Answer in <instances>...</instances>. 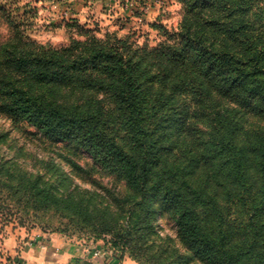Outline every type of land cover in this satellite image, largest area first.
I'll list each match as a JSON object with an SVG mask.
<instances>
[{
	"label": "trees",
	"instance_id": "1",
	"mask_svg": "<svg viewBox=\"0 0 264 264\" xmlns=\"http://www.w3.org/2000/svg\"><path fill=\"white\" fill-rule=\"evenodd\" d=\"M179 1V30L160 26L154 47L77 26L82 38L54 48L8 20L0 115L76 144L124 182L125 197L109 201L119 212L101 211L92 226L122 254L264 264V0ZM68 199L51 201L83 206ZM157 217L174 238L158 235Z\"/></svg>",
	"mask_w": 264,
	"mask_h": 264
},
{
	"label": "rangeland",
	"instance_id": "2",
	"mask_svg": "<svg viewBox=\"0 0 264 264\" xmlns=\"http://www.w3.org/2000/svg\"><path fill=\"white\" fill-rule=\"evenodd\" d=\"M0 6L7 13L0 17V43L11 35L6 22L13 19L27 41L54 48L82 38L77 26L98 38L128 36L140 46L154 47L165 39L158 28L178 31L187 11L179 0H0ZM0 165V230L16 231L21 241L33 243L40 239L32 233L52 234L91 247L94 257L145 264L131 258L128 249L122 254L112 235L96 237L92 226L97 216L105 209L118 213L111 196L124 198L127 192L122 180L96 166L82 148L50 141L25 121L0 115ZM45 195L50 201H44ZM73 198L83 200L78 210L51 201ZM156 220L160 237H175L170 225ZM17 261L6 258L0 264Z\"/></svg>",
	"mask_w": 264,
	"mask_h": 264
},
{
	"label": "crops",
	"instance_id": "3",
	"mask_svg": "<svg viewBox=\"0 0 264 264\" xmlns=\"http://www.w3.org/2000/svg\"><path fill=\"white\" fill-rule=\"evenodd\" d=\"M16 231L0 230V262L14 258L24 264H136L128 258L112 261L102 256L94 257L91 247L72 244L52 234L32 233V241H21Z\"/></svg>",
	"mask_w": 264,
	"mask_h": 264
},
{
	"label": "built area",
	"instance_id": "4",
	"mask_svg": "<svg viewBox=\"0 0 264 264\" xmlns=\"http://www.w3.org/2000/svg\"><path fill=\"white\" fill-rule=\"evenodd\" d=\"M95 255H97V253H95ZM14 264H24L22 261H17Z\"/></svg>",
	"mask_w": 264,
	"mask_h": 264
}]
</instances>
